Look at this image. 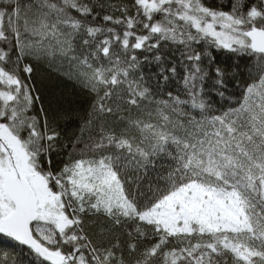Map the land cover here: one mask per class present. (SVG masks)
<instances>
[{
	"label": "snow or ice",
	"instance_id": "snow-or-ice-1",
	"mask_svg": "<svg viewBox=\"0 0 264 264\" xmlns=\"http://www.w3.org/2000/svg\"><path fill=\"white\" fill-rule=\"evenodd\" d=\"M0 239L264 264V0H0Z\"/></svg>",
	"mask_w": 264,
	"mask_h": 264
},
{
	"label": "trees",
	"instance_id": "trees-1",
	"mask_svg": "<svg viewBox=\"0 0 264 264\" xmlns=\"http://www.w3.org/2000/svg\"><path fill=\"white\" fill-rule=\"evenodd\" d=\"M220 58L223 59V57H220ZM39 75L40 76H45L46 73H44L43 70H40ZM72 90L73 89L69 85L68 91L71 92ZM0 250L7 251L9 253H18V252L21 251L20 248H19V246L15 245L11 241L3 240V239H0Z\"/></svg>",
	"mask_w": 264,
	"mask_h": 264
}]
</instances>
